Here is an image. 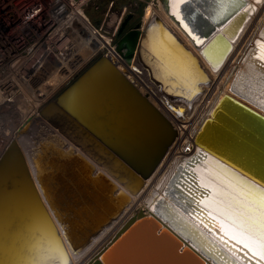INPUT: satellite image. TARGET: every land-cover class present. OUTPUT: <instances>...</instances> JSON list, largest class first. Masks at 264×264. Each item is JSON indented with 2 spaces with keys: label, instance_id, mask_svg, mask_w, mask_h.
Here are the masks:
<instances>
[{
  "label": "water",
  "instance_id": "1",
  "mask_svg": "<svg viewBox=\"0 0 264 264\" xmlns=\"http://www.w3.org/2000/svg\"><path fill=\"white\" fill-rule=\"evenodd\" d=\"M247 2L181 0L174 11L164 0L214 62L232 48ZM130 17L118 46L130 60L140 52L149 80H161L145 54L149 37L165 29L182 48L181 68L188 69L190 58L201 66L192 94L203 90L210 74L176 30L159 15L146 27L139 22L126 30ZM165 49L152 54L154 60L172 59L171 46ZM162 81L163 87L154 83L169 100ZM231 90L197 130L198 151L185 156L149 199L152 211L130 217L87 264H264L257 248L253 256L243 246L236 227L237 217L246 220L261 242L264 33L248 48ZM177 133L114 57L96 58L20 126L0 156V264H38L47 245L59 247L62 264H72L70 249L84 252L124 215Z\"/></svg>",
  "mask_w": 264,
  "mask_h": 264
},
{
  "label": "bare ground",
  "instance_id": "2",
  "mask_svg": "<svg viewBox=\"0 0 264 264\" xmlns=\"http://www.w3.org/2000/svg\"><path fill=\"white\" fill-rule=\"evenodd\" d=\"M170 1L172 9L176 11L181 0ZM247 3H249L250 6L246 12V19L233 38L232 48L223 57L216 55L217 58L215 57V62L207 57L196 44L195 39L200 41V37L193 33L195 38L193 39L181 23L172 16L169 9L165 6L164 0H159V3L151 1L147 5L142 26H148L156 15L161 16L163 21L176 30L186 44L200 55L202 64L208 70L211 79L204 83L203 90L196 91L192 94V91H194L199 84V77L202 74L201 66L190 58L188 60L189 62H187L188 69L184 70L181 68V56H183L182 48L175 43L174 39L165 29L162 31L155 30L151 34L149 37L150 42L147 44V49H149L150 52L145 51V54L147 53L148 61L154 67L156 75L161 79H154V82H157L160 87L161 85L163 87L162 80L166 82V88L168 92H170L169 100L159 86L151 79L149 80L147 69L144 68V64L146 63L139 51H137L135 55L136 61L131 63H128L125 58L123 59L120 52L118 55L115 54V56L120 57V59L118 58V60H120V67L130 72L136 81H140L141 83L138 82L139 85L142 83L144 84L141 85L142 90L148 89L150 98L162 107L161 109L176 126L178 133L158 169L148 178L142 191L134 194L124 215L96 238L94 243L84 252L74 253L70 249L72 264H87L88 261L113 238L120 227H122L130 217L138 214L141 210L150 213L152 208L149 199L159 190L160 183L175 171L185 156L198 151V145L195 141L197 130L206 117L211 114V110L219 99L224 96L225 93L232 92V81L243 64L244 55L248 48L255 44V40L260 36V33H264V0H248ZM220 29L221 27L219 30ZM90 36L92 42H95V35L91 33ZM96 44V42L93 43V46H96ZM105 44H107V42H105ZM166 44L171 46L170 50L173 52L171 53L173 58L160 59L157 57V59L154 60L152 54L165 51ZM92 54L93 50L90 49L89 57L92 56ZM161 56L164 57L162 54ZM114 59L116 60V58ZM184 89L186 90L184 91ZM35 96L36 97H34L31 90H27L25 94H22L23 99L21 98L20 107L15 109H4L2 111L0 117V156L10 141L16 137L20 126L28 119L40 114V103L46 98H51L49 97L50 94H45V97H38L37 94H35ZM253 105L256 106L255 104ZM9 120H11L10 123H8ZM39 121L40 118L38 119V122ZM4 136L6 139H3ZM3 142L5 143L3 144ZM45 247V251H42V257L38 259V264L63 263L64 256L60 252L61 250L59 251V247L55 245H47Z\"/></svg>",
  "mask_w": 264,
  "mask_h": 264
},
{
  "label": "built area",
  "instance_id": "3",
  "mask_svg": "<svg viewBox=\"0 0 264 264\" xmlns=\"http://www.w3.org/2000/svg\"><path fill=\"white\" fill-rule=\"evenodd\" d=\"M138 2L0 0V117L4 109L20 107L27 90L34 97L50 94L41 109L103 54L116 58L119 66V52L128 63L134 62L118 41L127 17L137 14Z\"/></svg>",
  "mask_w": 264,
  "mask_h": 264
},
{
  "label": "snow or ice",
  "instance_id": "4",
  "mask_svg": "<svg viewBox=\"0 0 264 264\" xmlns=\"http://www.w3.org/2000/svg\"><path fill=\"white\" fill-rule=\"evenodd\" d=\"M236 227L239 229V235L241 237V241L245 248L249 249V252L252 253L253 256H256V252H252V248L255 247L258 249V256L260 260H264V231L260 233V243L256 244L254 237V233L249 226L248 222L240 217H237ZM250 245L252 247H250Z\"/></svg>",
  "mask_w": 264,
  "mask_h": 264
},
{
  "label": "rangeland",
  "instance_id": "5",
  "mask_svg": "<svg viewBox=\"0 0 264 264\" xmlns=\"http://www.w3.org/2000/svg\"><path fill=\"white\" fill-rule=\"evenodd\" d=\"M156 3H159V0L156 1ZM149 4L148 0H139L138 2V8H137V14L135 19L128 25L127 29L129 28V26H136L139 22L143 21V16L145 13V9L147 7V5ZM88 67V66H87ZM57 95V94H56ZM55 95V96H56ZM12 120V119H11ZM11 120L8 121V123L11 122ZM3 136V135H2ZM5 138V136L3 137V139ZM6 139V138H5ZM5 142H3L4 144Z\"/></svg>",
  "mask_w": 264,
  "mask_h": 264
},
{
  "label": "flooded vegetation",
  "instance_id": "6",
  "mask_svg": "<svg viewBox=\"0 0 264 264\" xmlns=\"http://www.w3.org/2000/svg\"><path fill=\"white\" fill-rule=\"evenodd\" d=\"M135 17H136V15L135 16H131V18L127 21V24H126V30H127V27H128V25L135 19ZM125 23V22H124ZM123 26H124V24H123ZM122 26V27H123ZM133 28V27H132Z\"/></svg>",
  "mask_w": 264,
  "mask_h": 264
}]
</instances>
